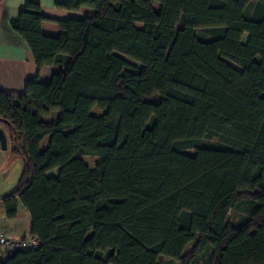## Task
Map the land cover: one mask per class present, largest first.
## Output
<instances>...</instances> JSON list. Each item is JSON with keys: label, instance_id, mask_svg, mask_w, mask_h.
Masks as SVG:
<instances>
[{"label": "trees", "instance_id": "obj_1", "mask_svg": "<svg viewBox=\"0 0 264 264\" xmlns=\"http://www.w3.org/2000/svg\"><path fill=\"white\" fill-rule=\"evenodd\" d=\"M57 5L56 36L39 0L10 21L35 78L0 90L21 162L1 201L8 218L22 204L40 244L0 264H264V0ZM128 59L142 68L123 72ZM45 65L59 69L42 83Z\"/></svg>", "mask_w": 264, "mask_h": 264}, {"label": "crops", "instance_id": "obj_2", "mask_svg": "<svg viewBox=\"0 0 264 264\" xmlns=\"http://www.w3.org/2000/svg\"><path fill=\"white\" fill-rule=\"evenodd\" d=\"M63 0H39L41 13L45 19L41 22V31L56 36L61 32L58 24L66 18V11L57 5ZM26 0H0V90L9 95L23 93L24 84L35 78V64L30 49L24 39L10 27ZM57 65H45L40 69L36 80L46 83L59 68ZM52 118L57 111H52ZM43 119V118H42ZM21 170L20 160H9L6 151L0 148V210L1 199L15 187ZM2 231L9 237H20L29 233L30 218L20 202L13 218L7 216L2 221Z\"/></svg>", "mask_w": 264, "mask_h": 264}, {"label": "rangeland", "instance_id": "obj_3", "mask_svg": "<svg viewBox=\"0 0 264 264\" xmlns=\"http://www.w3.org/2000/svg\"><path fill=\"white\" fill-rule=\"evenodd\" d=\"M158 6L157 4H155V9H157ZM135 26L137 27H141V24L140 23H135ZM196 36L199 38V39H203V40H207V39H210V36L202 31V30H199V29H195L194 30ZM247 34H243L242 38H241V41L244 43L247 39ZM128 61L130 62V66L129 67H126L124 71H139L141 68H142V65L139 63V62H136L132 59H128ZM235 68H238L237 66L234 65ZM53 116V113H50L48 116H41V118L45 119V120H50ZM2 126V123L0 122V127ZM6 151V154L8 156V159L9 160H19V157L17 155H13L10 153V150H9V143H8V139H7V148L4 150ZM184 153L186 154H189V155H193L194 152L192 150H184L183 151ZM57 174V169H52L50 170L47 175L48 176H53V175H56ZM248 219V215L245 211H239L237 210L236 208H231L228 212V215H227V222L234 226V227H239L240 225H242L246 220ZM172 264H176V262H173Z\"/></svg>", "mask_w": 264, "mask_h": 264}, {"label": "built area", "instance_id": "obj_4", "mask_svg": "<svg viewBox=\"0 0 264 264\" xmlns=\"http://www.w3.org/2000/svg\"><path fill=\"white\" fill-rule=\"evenodd\" d=\"M5 217L4 210H0V261L5 260L11 252L27 251L39 246V238L34 234L28 233L17 238L5 235L2 231V221Z\"/></svg>", "mask_w": 264, "mask_h": 264}, {"label": "water", "instance_id": "obj_5", "mask_svg": "<svg viewBox=\"0 0 264 264\" xmlns=\"http://www.w3.org/2000/svg\"><path fill=\"white\" fill-rule=\"evenodd\" d=\"M0 148L2 150L7 148V137L2 127H0Z\"/></svg>", "mask_w": 264, "mask_h": 264}]
</instances>
